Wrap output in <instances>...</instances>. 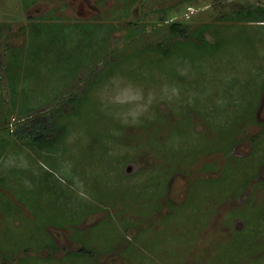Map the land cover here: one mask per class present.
Segmentation results:
<instances>
[{"label":"rangeland","instance_id":"obj_1","mask_svg":"<svg viewBox=\"0 0 264 264\" xmlns=\"http://www.w3.org/2000/svg\"><path fill=\"white\" fill-rule=\"evenodd\" d=\"M34 1L0 0V264H264V22L225 18L264 0ZM53 16L91 43L55 104Z\"/></svg>","mask_w":264,"mask_h":264},{"label":"trees","instance_id":"obj_2","mask_svg":"<svg viewBox=\"0 0 264 264\" xmlns=\"http://www.w3.org/2000/svg\"><path fill=\"white\" fill-rule=\"evenodd\" d=\"M34 2H36V0ZM31 5H28L27 8H29ZM233 15H237L238 17L233 16L231 18L230 16L229 17L225 16V18L226 19L234 18L233 20H240V21L264 22V7H257V9H253L251 6L242 7L241 9H238V11H235ZM75 23L77 24L76 25L77 27H74V29L72 30L71 28H67V24H70V23L60 22L58 21V19H56V16H53V23H47L46 21L45 23L44 22L43 23L41 22L31 23V26L33 25V26H36L37 28V30L33 32L32 34L35 37L40 36V34L42 33L40 32V29L38 28L39 25H43V26L48 25L47 27H49V28H46L47 29L46 31H49V36L47 37V40L50 42L49 44H51L50 49H53V89H54L53 104L57 103L60 100L61 96L64 94V91H63L64 88L67 85H69V83H71V81L74 79V76L76 75V72L80 69V67H82L86 63V61L90 57L89 50H90L91 43H90V38H89L90 36H88L89 34L86 32L87 40L84 39V37H82V34L77 35V33L82 30V27L84 26L85 23H77V22ZM51 24H53V28H51L52 27ZM180 28L181 27L179 23H174L172 25L173 30L175 31L177 30L181 34L186 36V32L181 30ZM208 29L209 27H207L206 25L201 26V29H199V31L196 32L195 34L197 39L203 40V35L205 32H207ZM36 38L39 39L38 37ZM34 41H35V38L30 44H32ZM75 44L81 46L82 48L81 57L79 56L77 57L76 55L78 52L76 50L71 49L72 47L75 46ZM25 46L26 45L21 46L20 48H17L16 50L12 48V50L16 52L13 51L11 55H9L10 57L7 60L9 63V67L10 65H12L13 60L19 62V59H21L23 56L22 52H24V50L21 52L20 49L21 48L24 49ZM177 46L178 45L176 43L172 44L171 46H169L168 49L164 50V53L166 52L167 54L173 53L175 51L174 48H176ZM209 46L211 45H208L207 47ZM214 47H216V45ZM9 49L11 51V48ZM202 61L204 60H201V62ZM201 62L198 65L199 67L201 66ZM9 67L7 68V76L9 78L10 87L12 88L15 84V81L17 82L21 81L18 77L20 76L19 74L20 72L18 73L16 69H11ZM54 69H56V71H54ZM69 100L71 102H76L79 99L76 100L74 98L73 99L70 98ZM73 100H76V101H73ZM75 104H77V110L81 109L82 102L80 100ZM3 117L5 118L7 117V115H3ZM51 126L52 127H50L49 125H39V126H36L33 130L28 131L26 134V139H25L27 140L28 146L32 145V146H35L39 150L40 149L45 150L52 143V141H53V145L56 144L57 140L61 138L59 134H60V131L62 130V125H58V123H55V125L53 124ZM1 128L3 127L0 126V130ZM4 128L6 129V132H4V134H6L8 138L0 137V141H5V142H2L0 146H3V143L9 142L7 140H9L10 135H11L10 133L11 130H10L9 125L7 124V126L6 127L4 126ZM25 146L27 145L25 144ZM1 154H0V158H1ZM8 207L10 208L11 205H8ZM78 253L81 255H85V254H90V251L87 248H85V245H84L83 247L79 249Z\"/></svg>","mask_w":264,"mask_h":264}]
</instances>
